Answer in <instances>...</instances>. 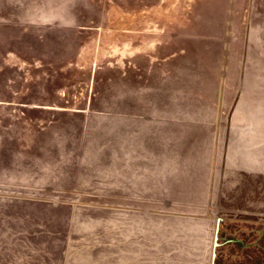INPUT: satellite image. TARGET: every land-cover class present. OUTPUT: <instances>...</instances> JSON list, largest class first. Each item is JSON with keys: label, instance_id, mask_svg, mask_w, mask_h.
I'll return each mask as SVG.
<instances>
[{"label": "rangeland", "instance_id": "obj_1", "mask_svg": "<svg viewBox=\"0 0 264 264\" xmlns=\"http://www.w3.org/2000/svg\"><path fill=\"white\" fill-rule=\"evenodd\" d=\"M248 8L0 0V264H264V145L219 154L183 190L156 157L153 123L123 119L134 103L201 104L206 77L226 121L241 91L247 111L258 101L264 137V15Z\"/></svg>", "mask_w": 264, "mask_h": 264}, {"label": "crops", "instance_id": "obj_2", "mask_svg": "<svg viewBox=\"0 0 264 264\" xmlns=\"http://www.w3.org/2000/svg\"><path fill=\"white\" fill-rule=\"evenodd\" d=\"M248 6V14L251 17L264 15V0H248ZM163 31L164 29H156V26H154L153 30L149 32L155 36ZM196 31L199 32L198 30ZM257 31L260 32L259 29H257ZM257 31L251 32L254 33V39H252L254 48L261 44ZM123 32L137 33V37L140 38L142 37L140 35L146 31L145 29L138 28L132 30L124 29ZM175 32L176 35H178V32ZM187 34L192 38L189 43H193V45H196L198 41H201L200 44L202 45L206 42L205 39H197L194 37L193 31L191 35L190 32H187ZM202 36L203 34H201V37ZM140 41L141 39H139V42ZM251 47L253 46L251 45ZM202 72L209 74V70L206 68H202ZM206 74H203V76H206ZM198 82L199 80L197 83ZM243 82L244 81H240V87ZM197 83L196 85L199 84L200 87L197 86L195 89L197 91L200 90L201 104L185 106L172 104L169 107L163 105L160 108L155 107L149 109L148 107L146 110H143L141 105H136L134 103L132 106V110L134 111L132 116H130L129 105H127V114L126 112L123 114V119L127 121L134 118L138 119V121L143 120L153 123L152 128H149L147 131V136L152 138L157 159L165 161V164L168 163L171 169L170 176L173 175L178 177L176 183L183 185V190L190 191L195 190L191 184L192 182L188 183L191 180L190 177L194 174V170L203 169V165H205L204 169H210V160L219 159V154L224 155L226 152H245V154H249V156H246L249 158L252 152H257L259 145H264V137L260 136L257 130L259 124L257 120L258 101L249 100L248 115L247 109H244L247 108V106H243V98L240 99L242 95L241 91L234 103L233 113L226 121V119L222 118V111L220 108L216 107L215 109L214 105L210 104L208 99L209 93L205 88L210 85L209 79L203 77L200 82ZM237 93L238 90L235 94ZM240 101L242 103H240ZM123 108L126 111V102ZM143 112L145 113L144 115ZM261 124L264 126L263 122H261ZM238 125H243L241 130L235 134L232 133L231 136L229 135L230 138L225 142L226 133L228 132L230 134L232 131L230 128H234ZM138 137L139 140L134 141V143L140 142V136ZM127 140L129 143V132ZM156 157L154 159H156ZM195 160H197V162H195ZM165 164L162 163L164 167ZM209 187L205 189L210 190Z\"/></svg>", "mask_w": 264, "mask_h": 264}, {"label": "water", "instance_id": "obj_3", "mask_svg": "<svg viewBox=\"0 0 264 264\" xmlns=\"http://www.w3.org/2000/svg\"><path fill=\"white\" fill-rule=\"evenodd\" d=\"M219 221V219H217V222ZM216 228V233H217V230H218V228L217 227H215ZM216 241H217V236H216V234H215V236H214V240H213V246H216L217 245V243H216ZM213 257H214V253H213V255H212ZM213 264V263H212Z\"/></svg>", "mask_w": 264, "mask_h": 264}]
</instances>
